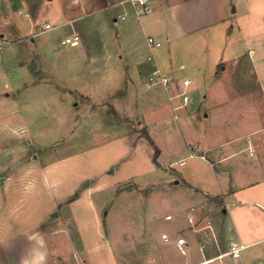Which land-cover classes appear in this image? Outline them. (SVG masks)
<instances>
[{"label":"rangeland","instance_id":"rangeland-1","mask_svg":"<svg viewBox=\"0 0 264 264\" xmlns=\"http://www.w3.org/2000/svg\"><path fill=\"white\" fill-rule=\"evenodd\" d=\"M252 1V8L257 12L252 11L248 18L251 21L257 19L258 28L264 30V0ZM44 11L50 19L53 18L50 13H69L67 8H44ZM233 22L212 25L204 33L197 34L195 39L200 38L207 49L181 50L179 58L173 61L174 74L181 81L184 77L192 79L193 76L188 74L191 59L202 64L208 56L219 64L220 59L227 58L231 44L236 41L234 33L226 34L227 25ZM99 31L101 35L102 31L109 33L108 38L114 33L110 28ZM52 32L56 33V29ZM150 34L158 37V34ZM142 36L141 33L138 41ZM107 44L110 49L115 46L112 39ZM143 47L142 53L146 55ZM247 52L234 64L232 82L254 86ZM260 53L264 58V43L259 45V56ZM180 64L185 65L180 67ZM26 66L31 78H40V89L36 92L25 90L24 96L16 99L17 94L8 98L0 87V230H3L0 239L9 235L5 238L11 245L8 246L16 248L14 251L18 253L35 243L45 253V264H179L185 248L180 249L174 244L178 236L188 239L186 249L191 251H198L199 244L204 245L207 257L226 249L227 224L222 206L217 203L196 205L191 223L185 208H177L176 201L166 199L173 193L165 189L166 183L162 181L164 172L172 171V167L166 165L173 163L175 171L191 165L192 160L183 167L178 161L188 155V145L192 147L196 115L183 118L184 109H180L175 112V118L169 109H161L147 118L146 94L161 86L145 88L143 82L138 83L144 95L143 102L133 105L129 98L131 91H128L120 100H115L119 113L112 106L114 92H97L95 88L100 85L111 87L118 83V78H84L76 74L55 78L49 74V67L32 70V63L28 62ZM40 73L42 75L38 76ZM125 79L127 83L129 78ZM121 84L124 85L123 80ZM58 85L60 90L51 87ZM68 87L72 89L71 93L67 91ZM191 88L186 90L189 102L197 106L206 100L202 99L200 91ZM247 95L261 101L258 92ZM215 97H210L208 104L213 105ZM159 98L163 99V93ZM139 113L150 123L149 134L146 126L137 119L141 118ZM236 114L232 112V116ZM254 123L250 112L241 130L254 129ZM112 135L123 137V151L120 157H115L114 169H119L115 175H112L113 166H108L106 157L98 154V148ZM151 138L161 151V167L152 175L147 172L145 175L139 168L131 166L135 158L131 159L125 146L131 151L136 146L144 149L151 144L154 149ZM252 138H264V131L253 132ZM245 142L240 141L239 147L243 148ZM104 151L110 154L109 149ZM247 154V148L240 152L243 159ZM105 171L111 174H104ZM96 180L97 186L104 187L94 188ZM163 234L170 239L164 240ZM6 257L14 260L18 255L11 253ZM197 257L195 253L192 260Z\"/></svg>","mask_w":264,"mask_h":264},{"label":"crops","instance_id":"crops-1","mask_svg":"<svg viewBox=\"0 0 264 264\" xmlns=\"http://www.w3.org/2000/svg\"><path fill=\"white\" fill-rule=\"evenodd\" d=\"M252 3V0H152L151 10L137 16L126 0H0L2 53L5 49L0 61V87L8 98L17 94L16 99L24 96L25 90L36 92L40 89V78H31L27 62L32 63V70L49 67V74L55 78L71 77L74 74L84 78L114 77L118 78L117 84L95 88L97 92H114L112 106L119 112L115 100H120L128 91H131L129 98L133 105L138 106L143 102L144 95L138 83L143 82L145 88L160 85L159 89L146 94L149 103L145 110L147 118L161 109H169L175 118V112L180 109H184L183 118H190L192 115L197 117L193 121L196 130L192 147L188 145V155L179 158V161L184 162L179 164L178 161V165L183 167L192 160L191 165L176 171L172 167V171H165L162 176V181L166 183L165 189L173 191L171 197L166 193V199L176 201V207L185 208L187 217L191 215L192 218L195 207L202 203H217L222 208L227 206L223 213L227 224L224 234L226 249L230 242L242 244L243 248L237 257L224 255L206 264H264V138H252L253 132L264 131V58L261 53L259 56V45L264 43V30L258 28L259 23L255 21L257 19L251 21L248 18L252 11H256V8H252ZM44 8H67L69 13H50L53 17L50 19ZM76 8L80 10L74 13ZM119 14L124 17L121 18ZM230 20L234 22L227 25L226 34L234 33L236 41L231 44L229 56L220 59L219 64L208 56L202 64L191 59L188 74L193 78L187 86H183L182 81L174 74L176 67L173 66V61L179 58L181 50L190 51L195 47L207 49L206 43L200 38L195 39V36L212 25H224ZM47 23L51 28L45 27ZM89 26L94 27L91 30ZM109 28L114 33L108 38L109 33L104 34L102 30ZM54 29L56 33L52 32ZM74 33L80 35L76 45L61 42L62 38ZM141 33L143 36L138 41ZM150 33L158 34V37ZM149 36H153L157 43L153 48L148 44ZM111 39L115 44L112 49L107 44ZM92 45L96 47H91ZM142 46L146 55L142 53ZM163 46L165 49H162ZM224 48L225 43L221 53ZM245 51H248L246 57L251 63L250 71L256 83L254 86L232 82L234 64ZM183 65L185 64H180V67ZM125 78H129L127 83ZM122 80L124 85L121 84ZM122 86L125 89H121ZM51 87L61 89L59 85ZM189 88L200 91L202 99L206 100H202L197 106L189 102L190 98L184 102L178 93ZM67 91L71 93L72 89L68 87ZM253 91L261 96L260 102L247 95L254 93ZM162 93L163 99L159 98ZM213 95H216V100L210 105L208 100ZM233 111L237 112L235 116H232ZM250 112L255 122L254 129L249 127L242 131ZM139 115L141 118L138 117V121L146 126L149 134L150 123L145 121V115ZM234 117H237L236 122ZM152 118L153 116L150 120ZM122 138L112 135L101 145L102 148H98V154L106 157L108 166H113L112 175L119 170L114 167L115 159L123 151ZM151 139L158 148L155 158L151 144L144 149L136 146L131 151L125 146L131 153V159L135 158L131 166L139 168L144 174H153L161 167V151ZM243 140H246L245 146L240 148L239 142ZM245 148L248 149V154L243 159L240 152ZM105 149H109L107 152L110 154ZM97 185L96 180L94 188L104 187ZM2 231L1 229L0 232ZM6 236L0 239V264H21L24 259L31 264L39 255L45 257L43 250L35 243L20 249L19 253L17 250L15 252L16 248L10 247ZM173 242L175 244V240ZM201 245L198 247L199 253L197 250L186 249L188 242L179 264H194L207 257L204 247L200 249ZM11 253L18 257L9 260L6 254ZM195 253L198 257L194 261L192 255ZM214 256L212 254L208 257ZM39 264H45L44 260Z\"/></svg>","mask_w":264,"mask_h":264},{"label":"built area","instance_id":"built-area-1","mask_svg":"<svg viewBox=\"0 0 264 264\" xmlns=\"http://www.w3.org/2000/svg\"><path fill=\"white\" fill-rule=\"evenodd\" d=\"M130 6L132 7L134 13L139 16V15H142V14H145V13H148L150 10H151V1L152 0H126ZM25 14L27 15L28 13L25 12ZM121 18L124 17V15L122 14H119ZM46 28H51V25L50 24H46L45 25ZM148 44L150 45L151 48H153L157 43L154 39V37L152 36H149L148 38ZM80 40V35L78 33H74V34H71V35H67L65 36L64 38H62L61 42L64 43V44H70V45H76ZM1 58H2V47L0 46V61H1ZM148 58H151L150 56ZM191 82V78H184L182 80V84L183 86H187L189 83ZM185 88V87H184ZM178 96L182 97L183 101L184 102H187L188 101V93L185 89H183L181 92L178 93ZM184 161L181 160L179 161V164H182ZM173 163H168L166 165V167H173ZM226 207L225 206L224 208L221 209L222 213L226 212ZM192 216H188V220L190 222H192ZM162 238L164 240H169L170 237L167 235V234H163L162 235ZM175 245L180 248V249H183L185 248L187 245H188V242H187V239L184 237V236H178L176 239H175ZM203 246L201 245L200 246V249L202 250ZM243 248V245L242 244H239V243H236V242H230L228 244V247L227 249L219 252L217 255H215L214 257H204L203 259H201L200 261H197L195 262L194 264H206L208 262H211L214 258L216 257H222L224 255H229L231 257H237L239 255V251Z\"/></svg>","mask_w":264,"mask_h":264},{"label":"clouds","instance_id":"clouds-1","mask_svg":"<svg viewBox=\"0 0 264 264\" xmlns=\"http://www.w3.org/2000/svg\"><path fill=\"white\" fill-rule=\"evenodd\" d=\"M44 260V256L41 254L37 257V259L33 260L31 264H39L40 261ZM21 264H30V262L26 259L21 261Z\"/></svg>","mask_w":264,"mask_h":264},{"label":"trees","instance_id":"trees-1","mask_svg":"<svg viewBox=\"0 0 264 264\" xmlns=\"http://www.w3.org/2000/svg\"><path fill=\"white\" fill-rule=\"evenodd\" d=\"M157 154H158V148L156 146H154V158L157 156Z\"/></svg>","mask_w":264,"mask_h":264}]
</instances>
